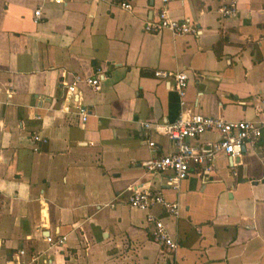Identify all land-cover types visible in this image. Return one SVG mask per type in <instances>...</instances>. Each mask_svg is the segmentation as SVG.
Instances as JSON below:
<instances>
[{
    "label": "crops",
    "instance_id": "obj_1",
    "mask_svg": "<svg viewBox=\"0 0 264 264\" xmlns=\"http://www.w3.org/2000/svg\"><path fill=\"white\" fill-rule=\"evenodd\" d=\"M230 1L170 0L169 15L201 32L178 37L143 31L156 0H0V264H264V127L256 146L216 156L209 174L177 189L170 173L140 167L173 152L161 131L179 115L264 117V0H235L236 15L223 18ZM156 70L187 73L183 106ZM98 71L99 92L79 86L89 113L81 124L74 109L61 111L65 86ZM33 133L48 139L39 152ZM217 139L210 132L197 143ZM134 185L178 203L176 218L151 211L174 252L127 205ZM57 236L61 247L45 241Z\"/></svg>",
    "mask_w": 264,
    "mask_h": 264
},
{
    "label": "built area",
    "instance_id": "obj_2",
    "mask_svg": "<svg viewBox=\"0 0 264 264\" xmlns=\"http://www.w3.org/2000/svg\"><path fill=\"white\" fill-rule=\"evenodd\" d=\"M59 4L62 0H53ZM159 7L155 12L154 18L147 21L143 26L145 33L159 34L162 31H170L173 35L182 36H198L200 29L197 24L172 18L168 12V4L170 0H156ZM120 7L130 11V4L121 3ZM236 2L231 0L228 4L222 5L218 9V13L223 18L236 15ZM41 19V10L38 8L33 13L34 23H38ZM153 77L157 80L168 83L173 89L180 101V105H184V98L188 87L189 77L184 70L167 71L156 70ZM103 74L98 71L94 77H81L74 75L71 81L65 86V93L61 111L69 113L74 109L79 122L85 124L89 113L84 104L79 100V86L84 84L93 93L100 91V83ZM10 96V95H9ZM39 119V117H36ZM150 123H143L142 128L148 129ZM264 127V117L258 122L253 121H235L229 122L220 118L193 114L189 117L179 115L177 119L162 128L161 133L166 136L173 145V152L168 155L154 156L140 163L147 174H167L170 173L168 185L173 189L178 188V184L193 174L206 173L212 171L213 161L216 156L224 155L232 159L240 156L245 147H254L259 142L262 129ZM158 130V128H156ZM214 132L218 139L213 142L197 143L200 136L205 133ZM34 152H39L42 145L48 143V139L40 133H33L29 137ZM148 146L155 152V145L152 142ZM264 163V158H262ZM200 169L201 171H197ZM127 205L129 208L145 214V220L151 225L149 231L150 238L158 244L164 251L174 252L177 249V243L170 235L168 229L159 218L152 214V209L160 207L169 216L176 218L179 212V206L176 202H168L159 190H153L142 185H134L128 189ZM113 207V205H111ZM45 241L54 246L61 247L66 237L57 236L46 237ZM24 254L23 251L19 252ZM13 264V262H9ZM17 264H21L18 263Z\"/></svg>",
    "mask_w": 264,
    "mask_h": 264
}]
</instances>
